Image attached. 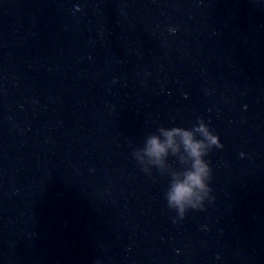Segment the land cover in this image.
Returning <instances> with one entry per match:
<instances>
[{"label": "water", "instance_id": "95a60500", "mask_svg": "<svg viewBox=\"0 0 264 264\" xmlns=\"http://www.w3.org/2000/svg\"><path fill=\"white\" fill-rule=\"evenodd\" d=\"M197 117L214 199L179 219L132 153ZM97 261L264 264V0H0V264Z\"/></svg>", "mask_w": 264, "mask_h": 264}, {"label": "clouds", "instance_id": "9594fccd", "mask_svg": "<svg viewBox=\"0 0 264 264\" xmlns=\"http://www.w3.org/2000/svg\"><path fill=\"white\" fill-rule=\"evenodd\" d=\"M213 147H223L219 136L202 117H197V123L191 128L159 126L155 132L146 135L143 147L135 148L132 154L144 172V157L158 170H165L160 173L169 177L164 193L167 206L177 212L179 219H183L187 210L203 209L206 200L214 199L210 184L212 168L205 159ZM170 156L179 161L180 167L167 163Z\"/></svg>", "mask_w": 264, "mask_h": 264}]
</instances>
